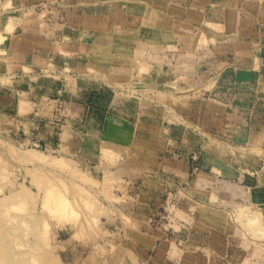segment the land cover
Here are the masks:
<instances>
[{
	"label": "crops",
	"instance_id": "crops-1",
	"mask_svg": "<svg viewBox=\"0 0 264 264\" xmlns=\"http://www.w3.org/2000/svg\"><path fill=\"white\" fill-rule=\"evenodd\" d=\"M0 1V112L37 142L50 124L57 146L63 128L134 145L137 215L224 203L264 221V0Z\"/></svg>",
	"mask_w": 264,
	"mask_h": 264
},
{
	"label": "rangeland",
	"instance_id": "rangeland-1",
	"mask_svg": "<svg viewBox=\"0 0 264 264\" xmlns=\"http://www.w3.org/2000/svg\"><path fill=\"white\" fill-rule=\"evenodd\" d=\"M1 6L6 19L11 4ZM54 132L45 124L37 142L28 124L0 112V264H107V254L109 264H264L258 212L223 203L200 217L197 205L175 202L157 216L137 215L125 179L139 157L134 145L126 155L95 146L94 155L92 141L63 128L57 146Z\"/></svg>",
	"mask_w": 264,
	"mask_h": 264
}]
</instances>
